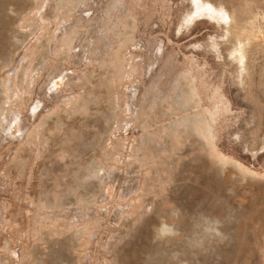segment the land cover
I'll list each match as a JSON object with an SVG mask.
<instances>
[{"label":"rangeland","instance_id":"obj_1","mask_svg":"<svg viewBox=\"0 0 264 264\" xmlns=\"http://www.w3.org/2000/svg\"><path fill=\"white\" fill-rule=\"evenodd\" d=\"M0 264H264V0H0Z\"/></svg>","mask_w":264,"mask_h":264}]
</instances>
